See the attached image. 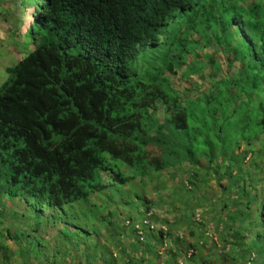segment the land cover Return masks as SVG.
<instances>
[{
  "label": "trees",
  "instance_id": "16d2710c",
  "mask_svg": "<svg viewBox=\"0 0 264 264\" xmlns=\"http://www.w3.org/2000/svg\"><path fill=\"white\" fill-rule=\"evenodd\" d=\"M244 1L30 5L32 51L2 69L9 79L0 87V195L52 210L55 222L73 227L76 208L92 196L187 164L186 186L211 177L220 193L206 210L224 243L218 255L234 263L251 254L250 264L259 256L264 264V0ZM200 16L206 29L232 30L237 43L226 42V53L222 40H210L209 60L196 58L207 62L198 74L184 56L201 38L184 26ZM173 25L185 45L158 58L154 49L175 44L173 32L165 37ZM216 61L225 69L213 72L217 92L199 94L185 73L205 80L201 69L212 72ZM234 62L236 73L227 67ZM255 141L262 146L253 151Z\"/></svg>",
  "mask_w": 264,
  "mask_h": 264
},
{
  "label": "rangeland",
  "instance_id": "374dc122",
  "mask_svg": "<svg viewBox=\"0 0 264 264\" xmlns=\"http://www.w3.org/2000/svg\"><path fill=\"white\" fill-rule=\"evenodd\" d=\"M25 1L29 4L23 6ZM0 2L6 3L4 9L8 13H0L1 71L5 67H14L32 51L31 42L25 36L33 9L26 6H35L40 0H31V3L29 0ZM263 9H258L261 14H264ZM179 21L182 24V19ZM186 22V34L201 38L196 49L187 47L191 55L186 51L184 57L192 68L189 72L199 74V67L207 64L196 58L201 54L209 60L211 55L206 54L204 47L210 45V40H222L226 53H229L226 42L232 47L237 43V38L233 36L231 39L232 30L229 32L225 25L206 29V18L201 16ZM224 24H227L226 20ZM175 28L176 25L170 26L165 36L169 39L173 32L170 43L176 39L175 44L154 49L158 58L170 55L169 50L178 48L180 51V45H185L181 40L182 31ZM175 62L172 58V63ZM235 66L236 62L232 68L227 65L233 73H236ZM201 70L205 74L202 81L195 76L189 77L187 73L185 75L193 81L199 94L214 92L216 79L213 72L225 70L221 61L215 62L212 72L207 68ZM230 73L227 77H231ZM8 79L9 75L1 72L0 87ZM240 145L242 147L243 142ZM260 146L261 142L255 141L250 149L255 151ZM190 170L187 164L175 165L158 174L152 172L143 177L136 176L135 180L121 186L115 195L110 192L94 195L86 204L81 203L76 208L73 227L55 222L52 210L41 213L24 198L1 194L0 264H250L251 254L241 256L234 263L218 255L224 243L215 234L211 216L206 210L210 201L220 202V193L215 180L205 175L209 182L196 189L186 186ZM120 172L128 175L124 169ZM261 259L259 256L252 263L258 264Z\"/></svg>",
  "mask_w": 264,
  "mask_h": 264
},
{
  "label": "clouds",
  "instance_id": "9594fccd",
  "mask_svg": "<svg viewBox=\"0 0 264 264\" xmlns=\"http://www.w3.org/2000/svg\"><path fill=\"white\" fill-rule=\"evenodd\" d=\"M30 9H33V7H31V6H28ZM178 42H179V40H177Z\"/></svg>",
  "mask_w": 264,
  "mask_h": 264
},
{
  "label": "crops",
  "instance_id": "0c3cea01",
  "mask_svg": "<svg viewBox=\"0 0 264 264\" xmlns=\"http://www.w3.org/2000/svg\"><path fill=\"white\" fill-rule=\"evenodd\" d=\"M3 72V70L0 71V73Z\"/></svg>",
  "mask_w": 264,
  "mask_h": 264
}]
</instances>
